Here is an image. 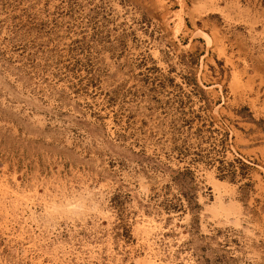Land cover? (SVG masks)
I'll return each instance as SVG.
<instances>
[{"label": "rangeland", "instance_id": "374dc122", "mask_svg": "<svg viewBox=\"0 0 264 264\" xmlns=\"http://www.w3.org/2000/svg\"><path fill=\"white\" fill-rule=\"evenodd\" d=\"M0 264H264V0H0Z\"/></svg>", "mask_w": 264, "mask_h": 264}, {"label": "clouds", "instance_id": "9594fccd", "mask_svg": "<svg viewBox=\"0 0 264 264\" xmlns=\"http://www.w3.org/2000/svg\"><path fill=\"white\" fill-rule=\"evenodd\" d=\"M88 210V203L85 199H72L68 200L62 205L50 207L46 210L49 216H79Z\"/></svg>", "mask_w": 264, "mask_h": 264}]
</instances>
